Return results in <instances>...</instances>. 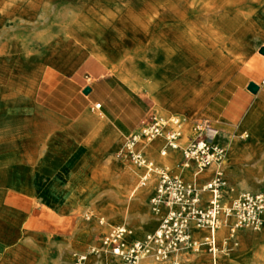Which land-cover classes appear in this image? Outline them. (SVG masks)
Instances as JSON below:
<instances>
[{"label": "rangeland", "instance_id": "rangeland-1", "mask_svg": "<svg viewBox=\"0 0 264 264\" xmlns=\"http://www.w3.org/2000/svg\"><path fill=\"white\" fill-rule=\"evenodd\" d=\"M23 1L24 5L31 4L30 7H26L27 13H21L19 17H17V14L6 16L0 24V49L6 46L5 54L2 58L0 57V59H4V66L0 65V107H7L10 112L20 113L25 117L26 126L32 123L35 115L39 126L35 152L43 156L46 151H44V146L47 145L46 143L52 137V134H56L58 137L55 145L60 148L59 143L61 137H63V130L53 128V126H56L57 121L51 116L47 114L41 116L40 112L33 111L26 102L29 94L27 96L17 94L14 91V86H23L30 93L29 87L39 77L43 66L46 64L44 61L46 57L44 45L50 41L64 40V35L68 31L75 30L72 25H76L77 21L83 17L89 18L93 15H100L120 22V20L128 17L147 14L155 7L163 10L169 0ZM240 2L250 7L252 4L263 5L264 0H242ZM145 36L149 41V46L155 44L158 51V60H167L166 46L172 43L168 38V31L164 27H160L145 31ZM54 38L57 40H53ZM16 43L19 46V52L16 55H11L10 50ZM176 43L174 41V44ZM120 59L122 64H128V68L141 72L149 82L152 80L155 94L167 100L165 106L171 105L174 97L170 100L168 96L172 92L165 90L171 82L165 76L152 77L156 73L152 74V65L147 64L144 50L133 45L128 46L124 48ZM21 70L23 73L18 75ZM141 91L145 90L141 89ZM176 100L174 99L175 102ZM20 102L22 103V110L18 109V103ZM189 106L194 111L200 108L195 103ZM155 113V117L160 120L177 118L179 120L178 131L180 137L177 140L179 150L167 151L166 155L162 157L160 153L165 145L164 136L172 127H165L162 135L151 141H146L141 136V132L136 135L143 140L141 142L143 143L142 147L137 148L135 145L136 150L148 162H152L154 168H164L171 174L178 175L185 181L190 182L198 181L202 176L215 169L212 166L209 171L197 176L198 178L189 179L187 175L191 173L190 167L187 169L181 168V151L198 132L194 126V121L198 119H195L194 114H185V111L172 114L168 110L164 114H161L158 110ZM93 118L96 127H99L104 137L110 141V148L107 145L99 144L97 148L101 150H98L95 154H90L89 157H81L85 153L84 149L80 146H74L69 149L68 154L71 157H53L54 164L53 162L51 164V157H34V154L29 152L26 155L28 157L26 162H23L22 157H20L18 161L10 165L0 166V175L8 176V182L15 186L18 192L25 191V196L29 199L8 194L13 192L8 186H5L3 190L0 187V190L3 191L0 196V205L4 202L6 206H14V208H18L21 215V221L7 216L2 218L0 215V227L3 230L4 240L7 241L6 243L11 242V246L16 245L15 259L20 264H70L72 254L82 253L92 246H97L101 236L107 234L113 227H127L136 239H141L157 228L161 215L153 213L150 206V198L157 185L155 173H150L154 174V182L146 197L142 198L139 193L132 192L133 185L138 184L143 189L149 184V179L146 181V185L141 186L139 183L144 169L136 167L130 162L128 158V140L123 139L117 143V139L109 132L103 122L94 115ZM3 129L4 127L0 126V155H5L12 149L7 141L2 140L6 136V130L4 129L3 132ZM185 135L188 137L185 138ZM242 136L245 137L246 135L243 134ZM145 145L147 146L146 150L143 148ZM149 146L155 148L154 156L160 157L164 162L166 161L163 166L155 165L150 157ZM132 149L135 150L134 147ZM171 157H173L172 162H167ZM245 158L228 157L226 154V161L222 165L224 173L232 164L244 166L242 160ZM246 164L247 176L243 181H239V184L243 186L241 191L231 193V190H233L231 184L225 178L223 179L226 183L222 189L224 206L229 205L230 201L232 202L240 194L259 192L253 189L264 186V183H259L260 181L264 182V177L253 168L255 166L250 165V162ZM17 171L21 173L20 177L19 174L18 176L15 175ZM36 172L41 174L35 175ZM60 174L64 177H58ZM234 180L238 183V179ZM15 197H17V201H14L16 200ZM36 205L39 209H35ZM223 230V226L220 225L217 238L221 252L215 257L216 264H220V262L226 264H234V262L236 264H242L243 262L245 264H264V261L257 257V253L264 250V244L258 240V242L254 241L250 244V246H253L252 250L245 253L246 248L241 241V234L236 236L237 247L228 254L222 253L224 248L222 242L228 239L227 227L224 235H222ZM246 231L257 235L262 231V228L256 232L248 229ZM226 244L229 246L230 242L227 241ZM189 259L195 261L194 257H189ZM204 259L206 261L208 259L204 264H208L211 260L210 257ZM103 261L104 264H109L108 259L104 258ZM89 263L94 264L95 258H90Z\"/></svg>", "mask_w": 264, "mask_h": 264}, {"label": "crops", "instance_id": "crops-1", "mask_svg": "<svg viewBox=\"0 0 264 264\" xmlns=\"http://www.w3.org/2000/svg\"><path fill=\"white\" fill-rule=\"evenodd\" d=\"M241 7V10L234 11V15L238 18L241 16L247 24L248 30L241 36V43L237 41L239 32L236 30L231 32L230 51L225 54L227 77L198 110H192L189 105L194 104L196 94H200L202 89L203 80L199 72L193 71L194 73L190 74V71L187 78L190 82L189 88L177 97L174 104L162 107L153 103L146 90L137 91L122 79L120 73L127 74L130 79L135 80L141 86H146L149 82L141 72H135L132 68H128L127 63L126 65L122 64L121 56L117 55V51L114 52L105 44L101 46L99 42L76 45L72 51L62 55L58 61L46 63L43 66L39 77L29 87L30 93L26 101L33 111L40 112L41 116L47 114L57 121L53 128L63 130V137L59 143L60 148L55 145L58 137L56 134H52L47 145L44 146L45 154L41 156L35 152L38 138L34 140L32 149L26 150L29 138L23 136L18 139L17 155L22 154V157H26L27 153L32 152L34 157H51V164L52 162L54 164L53 157H71L68 154L69 149L80 146L85 152L81 157H89L90 154L101 150L97 148V145H107L109 148L111 146L101 129L96 127L93 115L103 122L119 143L145 129L149 125L151 117L156 115L155 111L157 110L161 114L166 113L167 110L172 114L185 111V114H194L195 119H198L194 121L195 125L202 121L208 123L210 129L216 134L213 138L214 142L224 148L228 157H246L242 160L244 166L232 164L226 169V173L223 171L224 178L233 188L231 193L242 190L243 186L239 184V181H243L247 176L245 169L248 162L251 166H255L253 168L264 177V56L259 54V49L264 48V3L260 6L252 4L250 7L243 4ZM164 17L163 15L161 18ZM163 21L165 22V20ZM168 34L174 37H178L180 34L182 37L179 35V38L188 41L185 44L194 61L196 54L200 57L202 46L200 37L196 38L195 35H190L191 32L183 26L174 25L170 26ZM187 35L188 38L185 37ZM133 46L139 48L138 45ZM140 48L145 51L147 64H156L159 58L155 44ZM250 83L257 87L254 93L248 91ZM85 88L89 89L86 95L83 94ZM243 134L246 136L243 137ZM83 161L85 160L83 159ZM189 167L190 175L193 176L195 169L192 165ZM210 168L211 166L203 172L209 171ZM59 170L60 167L58 172ZM216 170L217 168L213 169L198 181L193 182L199 186L203 185L213 177ZM36 173L35 175L41 174ZM18 174L20 177L21 173L17 171L15 175L18 176ZM61 176L64 177L62 174L58 175L60 178ZM234 179H238V183ZM259 183L264 182L260 181ZM253 190L259 192L250 193H263L264 186ZM12 193L8 194L27 198L25 191H13ZM17 197H15L16 200H13L17 201ZM35 209H39L37 205ZM0 213H4L5 217L11 219L22 220L18 208L6 206L4 202L0 205ZM1 216L4 218L3 215ZM261 228L262 231L257 235L246 231V229L236 233V241V236L241 234V241L246 248L245 253L252 250L253 246L250 244L254 241L258 240L264 244V215ZM0 233V264H20L15 259L16 245L11 246V242H5L2 227H0ZM204 235L205 231L193 232V237L196 239H200ZM189 257H194L195 261H191ZM208 257L205 253L188 255L183 257V264H204L208 261L204 258ZM210 263L211 260L208 264Z\"/></svg>", "mask_w": 264, "mask_h": 264}, {"label": "bare ground", "instance_id": "bare-ground-1", "mask_svg": "<svg viewBox=\"0 0 264 264\" xmlns=\"http://www.w3.org/2000/svg\"><path fill=\"white\" fill-rule=\"evenodd\" d=\"M240 1L239 0H210V1L209 0L207 1L195 0V1L190 2L189 0H169L167 4L165 3L166 5L163 8V10L155 7L154 10L151 9L152 11L148 12L147 14L128 17L126 19L120 20V22L115 21L114 19H110L108 17L105 18L100 15H93L92 17H89V18L83 17L79 19V21H77L76 25L73 26L71 24L72 28L74 27L75 30L72 32L68 31L67 34L64 35L65 36L64 40L59 39L58 41H50L44 45L45 46L44 48L46 51V57L44 61L47 64H50L51 62L58 61L59 59H61L62 55L73 50L76 47V45H83L87 43L95 44L96 42H99L101 46L104 44L107 45L114 52L117 51L116 53L118 56H122L124 48L128 46L138 45L139 48L140 47L145 48L147 46L150 47L149 41L145 36V31H151V30H154L160 27H164L168 31L170 29V26L172 27V25L183 26L186 28V30L191 32L190 35L192 36L195 35L196 38L200 37L201 44H202L200 57H198V54H196V58L194 61L192 54L189 53L188 46H186L185 44L187 40L179 38L180 34L178 35V37H174L173 35L169 34L168 38L172 41V43L166 46V50H165L166 53L164 52L165 54H167L168 59L162 60V61L157 60L156 64L152 65L151 72L152 74L156 73V75L152 77L160 78L161 76H165L167 80L171 82L170 85L166 86L165 90H167L168 92H172L168 96V98L172 100L173 97L174 99H177L179 95H181L183 92H185L189 88L190 82L187 79L189 77L188 73L190 71H191L190 74L191 73L193 74L194 72L196 73L199 72L203 80L202 82L203 85H202L200 94H196V101L194 103L198 107H201L210 98V96L213 94L216 88H218V86L227 77V73L225 71V68H226L225 67L226 66L225 65L226 64L225 54L230 51L231 32L233 30H236L237 32H239L237 41L241 43L242 42L241 36L244 35L246 31L248 30V26L244 22V20L241 18V16H239L238 18L234 15L235 14L234 11L241 10V6L243 5V2H240ZM30 6L31 4L24 5L23 0H0V24L4 21V18L6 16L17 14V17H19L21 13H27L26 7H30ZM109 14L111 15V13ZM163 15L165 17L161 18ZM163 20H165V22ZM185 37L188 38L189 36L187 35ZM55 39L56 38H54L53 40ZM174 41L177 43L174 44ZM5 49H6V46L1 47L0 49L1 58L6 52ZM10 52H11V55H16L19 52V46L17 45V43L13 45ZM235 59H236V56H235ZM0 61H1L0 65L3 67L4 59L3 60L0 59ZM227 64L230 65L229 63ZM22 73L23 72L21 70L19 71L18 75H21ZM120 75L122 79L126 81L133 89L137 91L141 89L146 90L149 96L152 98L153 103H155V105L164 107L165 103H167L166 102L167 100L164 97H161L155 94L153 90L154 84L152 80L148 82L146 86H141L135 80L130 79L127 74L120 73ZM14 87H15L14 91L19 95L21 94V95L27 96L29 94L26 91V88L23 86H14ZM174 99L173 101H171V105L175 103ZM21 105H22L21 102L18 103L19 110L23 109ZM0 118L2 119L0 121V126L4 127V129L6 130V133H5L6 136H4L2 140L7 141L9 145H11L12 147V149L7 154L0 155V166L10 165L13 162L18 161V158L22 157V154H20V156L17 155L18 139L22 138L23 136H26L27 138H29L27 142L26 150H28L29 148L32 149V144L34 140L37 138L39 126H38V122L36 120L35 115L32 120V123H30L29 126H26L27 123H26L25 117L22 116L20 113L18 114L16 111L10 112L9 109H7V107H0ZM4 129H3V132L5 131ZM187 137L188 136L185 135V138ZM142 141L143 140L139 136H136V142L133 145L135 151H137L135 145L137 146V148L142 147L143 145V143H141ZM146 147H147L146 145L143 146L145 150H146ZM154 151H155V148L153 146L151 147L149 146L150 157L155 163V165L163 166L166 163V161L164 162V160L161 159L160 157L154 156L153 154ZM166 153L167 152L164 153L162 149L160 155L164 157ZM225 157H226V154H225ZM225 157L221 163V166H220L221 169H222V165H224L226 161ZM27 158L28 157H22L21 159L23 162L24 161L26 162ZM172 160H173V157L169 158L167 162L171 163ZM212 166L217 168V166H214V165ZM188 167L189 165L181 166L182 169H187ZM157 170L158 169L155 168V170H153L152 172L155 173ZM222 175H223V170H222ZM143 176H144V173L140 176L139 183L141 182V179ZM150 176H153V177L150 178ZM187 177L189 179H194L195 176L194 175L191 176L190 174H188ZM196 178L198 177L196 176ZM148 179H149V184H147L146 188L142 189L140 186H138V184L133 185L132 192L139 193L142 198L146 197L147 193L149 192V188L151 187V185H153L154 174H148L146 176V181ZM223 179H224V176H223ZM8 181H9L8 176L0 175V187L2 188V190L4 189L5 186H8L10 189L17 192L16 187L13 186ZM225 184L226 183H224V187H225ZM2 190H0V196L3 193ZM231 203L232 202L230 201L229 205H225L224 213L219 217V226L220 225L223 226V229H224L222 231V235L226 233V230H225L226 227H227V232H228V227L233 221L232 216L227 212L229 207L231 206ZM0 215L5 216L4 213H0ZM129 231L131 232V230ZM132 237L133 236L131 232V236L128 238V241H131ZM227 241L229 242V237L228 239L222 242L224 245L222 253L224 254H228L231 250L237 247L236 246L235 248H231L227 246L226 244ZM257 257L258 259H261L264 261V250L258 252ZM104 258L108 259L107 256H100L98 259L95 260V263L104 264V261H103ZM89 261L90 259L87 260L83 264H91L89 263ZM108 263L110 264L109 259H108ZM220 264H226V263L220 262ZM234 264L236 263L234 262ZM242 264H245V262H243Z\"/></svg>", "mask_w": 264, "mask_h": 264}, {"label": "built area", "instance_id": "built-area-1", "mask_svg": "<svg viewBox=\"0 0 264 264\" xmlns=\"http://www.w3.org/2000/svg\"><path fill=\"white\" fill-rule=\"evenodd\" d=\"M194 126L198 132L181 151L182 164L192 165L195 177L210 166H217L213 177L199 186L158 169L155 172L157 185L150 198L152 212L161 215L157 228L141 239L132 237L128 241L131 232L126 227H113L101 236L97 246L72 254L70 264H83L90 258L96 260L100 256H107L110 264H183V257L200 253L211 258L210 264H216L215 257L221 252L217 238L219 217L225 210L222 197L224 181L220 167L225 150L214 142L216 134L207 122L202 121ZM165 127L172 129L164 136L163 152L178 151L180 133L177 118L160 120L153 116L149 125L141 131V136L151 141L160 137ZM135 142L136 135L128 139V158L133 165L144 169L140 182L143 186L146 176L155 168L141 153L132 149ZM227 212L233 218L228 227L229 247L235 248L238 231H258L262 227L264 194L242 193L232 201ZM195 231H205V235L196 239L193 237Z\"/></svg>", "mask_w": 264, "mask_h": 264}, {"label": "water", "instance_id": "water-1", "mask_svg": "<svg viewBox=\"0 0 264 264\" xmlns=\"http://www.w3.org/2000/svg\"><path fill=\"white\" fill-rule=\"evenodd\" d=\"M259 54L262 55V56H264V48H260L259 49ZM256 90H257V87L254 84L250 83L248 85V91H250L251 93H254ZM88 92H89V89L88 88H85L83 90V94L84 95L88 94Z\"/></svg>", "mask_w": 264, "mask_h": 264}]
</instances>
